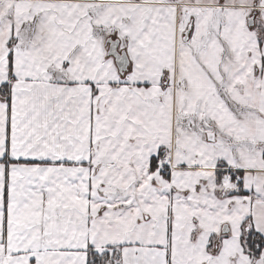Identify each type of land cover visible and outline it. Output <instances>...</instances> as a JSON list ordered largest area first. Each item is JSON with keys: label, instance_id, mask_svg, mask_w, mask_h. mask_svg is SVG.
Returning a JSON list of instances; mask_svg holds the SVG:
<instances>
[{"label": "snow or ice", "instance_id": "6c2138e0", "mask_svg": "<svg viewBox=\"0 0 264 264\" xmlns=\"http://www.w3.org/2000/svg\"><path fill=\"white\" fill-rule=\"evenodd\" d=\"M0 264H264V0H0Z\"/></svg>", "mask_w": 264, "mask_h": 264}]
</instances>
